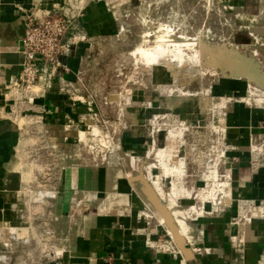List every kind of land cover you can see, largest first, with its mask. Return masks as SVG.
<instances>
[{"label":"rangeland","instance_id":"1","mask_svg":"<svg viewBox=\"0 0 264 264\" xmlns=\"http://www.w3.org/2000/svg\"><path fill=\"white\" fill-rule=\"evenodd\" d=\"M104 1L114 13L116 31L92 41L84 56L77 89L92 102L94 109L88 117L83 146L74 147V153L104 162L108 159L113 162L110 164L119 158L118 164L131 175L140 168L145 176L149 171L159 175V170L152 166L184 163L182 177L173 182L159 175L160 190L166 206L169 200H175L172 209L181 213L191 231L190 226L199 218L218 214L228 202L233 203L228 172L233 156L228 144L226 113L238 104L264 111V0ZM30 17L33 16L27 18ZM157 31L165 37L168 34L164 39L170 41L169 47L156 44ZM155 45L157 48L163 45L161 49L168 48L172 53H177V45H184L179 49H185L191 58L194 55L197 58L199 52H194L198 50L225 53L234 49L241 59L250 60V65L242 62L236 67L237 72L230 69L234 56L231 52V56L225 54L218 61L221 65L216 62L210 65L209 59L202 61L210 55L205 51L196 59L197 64L202 63L195 68L187 63V69H177L180 62L165 59L164 63L171 64L166 70L164 65L148 64L140 54L141 49H153ZM186 45H193V50ZM249 75L253 80L248 79ZM40 91L32 86L17 92L18 103L11 109L15 118H22L27 126L22 132L25 131L29 145L21 155L23 170L29 174L26 188L32 192L31 188L41 187L36 198L43 200L52 198L51 188L57 183L55 178L65 159L46 146L41 131L35 129L40 119L34 117L31 104L33 94ZM173 134L172 148L165 151L168 137ZM250 148L259 149L254 152L264 155V144L250 142ZM225 182L228 184L223 193L217 191V185ZM172 185L174 192L170 190ZM212 189L215 200L209 196ZM235 203L240 211L244 209L239 201ZM143 207L146 218L159 223L167 234L159 217L148 205ZM187 236L189 239L191 232ZM0 251L4 253L1 256H10L9 261L0 258V264H17V249L9 255L4 248Z\"/></svg>","mask_w":264,"mask_h":264},{"label":"crops","instance_id":"2","mask_svg":"<svg viewBox=\"0 0 264 264\" xmlns=\"http://www.w3.org/2000/svg\"><path fill=\"white\" fill-rule=\"evenodd\" d=\"M58 9L77 18L69 36L79 41L64 60L66 71L53 78L50 88L32 93L34 117L40 119L35 129L65 159L52 198L38 200L42 188H26L29 174L21 155L29 142L22 132L26 122L11 109L18 103L13 83L23 64L26 18ZM114 22L104 0H0V248L8 255L17 249V264H264V220L234 221L243 213L237 201L264 208V155L250 148V142L264 144V111L238 104L226 113L234 204L190 226V262L174 244L175 253L163 246L170 237L146 218L119 158L110 164L75 155L94 109L77 89L84 56L92 41L116 31ZM0 258L9 261L10 256Z\"/></svg>","mask_w":264,"mask_h":264},{"label":"built area","instance_id":"3","mask_svg":"<svg viewBox=\"0 0 264 264\" xmlns=\"http://www.w3.org/2000/svg\"><path fill=\"white\" fill-rule=\"evenodd\" d=\"M76 20L74 15L63 9L49 11L41 17L33 16L26 19L21 39L23 64L19 76L13 83L14 90L23 92L32 86H37L40 90L48 89L53 78L66 71L64 60L70 54L75 40V36H69V33L73 30ZM30 100L31 98L28 97L27 101ZM257 150L251 149V152ZM228 172L230 175V171ZM239 203L244 209L242 218L234 220L235 222L242 219L250 222L252 217L264 220V208L244 201ZM247 214L250 215L248 218H246ZM163 246L174 253L176 251L170 238L163 243Z\"/></svg>","mask_w":264,"mask_h":264},{"label":"bare ground","instance_id":"4","mask_svg":"<svg viewBox=\"0 0 264 264\" xmlns=\"http://www.w3.org/2000/svg\"><path fill=\"white\" fill-rule=\"evenodd\" d=\"M159 30H160V28H159ZM161 30H162V28H161ZM158 32L159 31H157V36H156V40L157 41H155L156 42V44L158 45V44H162V43H164V45L166 46V47H169V45L168 44H170L169 42V40H167V39H164V37L165 36H163L162 34L160 35V34H158ZM163 32H167L168 33V31H166V30H163ZM167 35L168 34H166V37L165 38H167ZM169 37V36H168ZM201 44V43H200ZM157 45H155L156 47L155 48H153V49H151V48H149V49H141L140 50V54L145 58V60H146V62L148 63V64H154L155 66H158V65H164L165 66V68H166V70H167V67H169L171 64L170 63H168L167 61L164 63V61H165V59L166 60H170L171 61V59H174L175 61L174 62H176V61H178L177 63H179L178 64V66H176L177 67V69H182V68H186V66H187V63L189 64V63H192V66H191V68H195V66L197 67V65L198 64H201L202 62L200 61L198 64H197V62H196V59L198 58V56H199V54H201V56H203V53H205V51H208L207 53L209 54L210 53V55H209V57L208 58H206L207 56H205V58H203L202 59V61H205L206 59H209L210 61L208 62L210 65H213V62H216V64L217 65H221V62H218L220 59H222V56H225V54H228L229 56H231V54H230V52L231 53H233V59L232 60H230V64L232 65H229V66H231L230 67V69H232V68H235V71L237 70L236 69V67L238 66V65H240L242 62H244V63H246V64H248V65H250V60H244V59H241V57H240V55L238 54V52H236L234 49H232V50H230V52L228 51V52H223L222 50H220V51H217V52H213V50L212 49H209V50H202V51H199L198 49V45H197V50L198 51H195L194 53H196V54H198V52H199V54H198V56H196L197 58H195V55L194 56H192V58L191 57H188V55H186L185 54V52L183 51V50H185V49H179V47H181V46H183L184 47V45H177V48H176V51H177V53H172L171 51H169L168 50V48H166L167 50H165V49H161V47L163 46H161L160 45V48L158 47L157 48ZM204 45V44H203ZM191 46H193V45H186L185 47L188 49H191V50H193V48L191 47ZM176 47V46H175ZM194 47V46H193ZM201 47V46H200ZM171 52V53H170ZM192 53H193V51H192ZM211 53L213 54H215L214 56H212L211 55ZM206 54V53H205ZM171 55H173V57L171 56ZM172 57V58H171ZM228 57V56H227ZM200 58V57H199ZM195 59V60H194ZM227 59H229V58H227ZM187 60V61H186ZM198 60V59H197ZM200 60V59H199ZM169 61V62H170ZM192 61V62H191ZM176 63V64H177ZM175 64V65H176ZM223 64H224V62H223ZM190 66V65H189ZM199 67H200V65H199ZM254 67V66H253ZM229 68V67H228ZM187 69V68H186ZM181 72V71H180ZM180 72H178V73H180ZM237 72V71H236ZM157 75H158V73H157ZM180 75V74H179ZM253 77H251L250 75L248 76V79H250V80H253L252 79ZM262 79H264V78H262ZM223 123V122H222ZM174 139H175V136H174V134L173 135H170L169 137H168V140H167V147H166V149H165V151H169L171 148H172V145H173V142H174ZM183 168H184V163H181V162H177V163H174L173 165H167V164H165V163H163L162 164V166L161 167H157V166H152V169H156V170H159V175L161 176V177H165L167 180H170L171 182H173V180L175 179V178H180V177H182V170H183ZM158 173V172H157ZM157 173L156 172H154V171H149L148 173H147V175H146V178H147V180L149 181V183L151 184V186H152V188H153V190H154V192L155 193H157V195L159 196V198L162 200V197H163V194H162V192H161V184H160V176L159 175H157ZM123 179V178H122ZM227 182H225V183H221L220 185L218 184L217 185V187H219L218 189H217V191H220L221 193H223V190L227 187ZM170 190H172L173 192H174V186L172 185L171 186V189ZM216 191V190H215ZM188 192V191H187ZM187 194H189V192L187 193ZM209 196H210V198H212V200H215V195H214V189H212L211 191H209ZM222 196V195H221ZM174 197H176V196H174ZM174 205H175V200L174 199H171V200H169V205L167 206V208L169 209V210H171L173 207H174ZM173 210V209H172ZM170 211L171 212V216H172V218L174 219V221H175V224H176V226H177V228H178V231H179V234L181 235V236H183V238H185V240H187L188 239V236H187V234L189 233L190 234V230H189V228L187 227V224L185 223V221L183 220V218L180 216L181 215V213L180 212H177V211ZM193 211H194V209H192ZM158 217H159V219H160V222H161V224H163V220H162V218L159 216V214H157V213H155ZM244 226V225H243ZM244 231V230H243ZM247 231V230H246ZM247 233H248V231H247ZM246 233V234H247ZM167 234L169 235V237H171L170 236V234H169V232L167 231ZM242 235V234H241ZM248 235V234H247ZM243 236V235H242Z\"/></svg>","mask_w":264,"mask_h":264},{"label":"water","instance_id":"5","mask_svg":"<svg viewBox=\"0 0 264 264\" xmlns=\"http://www.w3.org/2000/svg\"><path fill=\"white\" fill-rule=\"evenodd\" d=\"M127 180L135 189L143 203L148 205L154 214L157 213L162 218V225L165 230L169 232L171 236L170 239L182 258L187 262L192 261L194 255L191 249L187 246L185 238L179 234L178 228L171 216L170 210L154 192L142 168H140L135 175L129 176Z\"/></svg>","mask_w":264,"mask_h":264}]
</instances>
